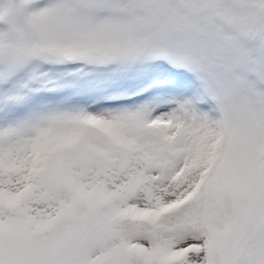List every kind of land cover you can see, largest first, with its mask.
Instances as JSON below:
<instances>
[{
	"label": "snow or ice",
	"instance_id": "6c2138e0",
	"mask_svg": "<svg viewBox=\"0 0 264 264\" xmlns=\"http://www.w3.org/2000/svg\"><path fill=\"white\" fill-rule=\"evenodd\" d=\"M0 264H264V0H0Z\"/></svg>",
	"mask_w": 264,
	"mask_h": 264
}]
</instances>
